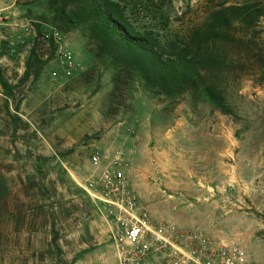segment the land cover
<instances>
[{
  "label": "rangeland",
  "instance_id": "obj_1",
  "mask_svg": "<svg viewBox=\"0 0 264 264\" xmlns=\"http://www.w3.org/2000/svg\"><path fill=\"white\" fill-rule=\"evenodd\" d=\"M117 1L165 43L186 40L223 4H264ZM28 2L0 0V69L12 88L0 83V264H120L107 209L86 189L98 174L91 155L117 150L137 195L140 168L158 188L156 201L138 195L155 220L241 243L250 264H264V58L243 59L221 78L226 115L191 92L167 97L117 67L108 48L93 51L85 26L62 32L43 18L52 17L46 0ZM256 34L264 50V20ZM34 45L45 66L23 83Z\"/></svg>",
  "mask_w": 264,
  "mask_h": 264
},
{
  "label": "trees",
  "instance_id": "obj_2",
  "mask_svg": "<svg viewBox=\"0 0 264 264\" xmlns=\"http://www.w3.org/2000/svg\"><path fill=\"white\" fill-rule=\"evenodd\" d=\"M42 1L29 0L27 5ZM46 1L52 17L43 18L60 31L85 26L92 50L100 53L108 48V55L120 69L142 75L148 85L170 98L191 92L226 115L233 114V109L221 78L243 59L264 58L256 34L264 20L263 3L223 4L212 10L186 40L165 43L154 31L135 26L117 0ZM44 66L34 45L22 82L40 77ZM0 83L11 91L1 69Z\"/></svg>",
  "mask_w": 264,
  "mask_h": 264
},
{
  "label": "built area",
  "instance_id": "obj_3",
  "mask_svg": "<svg viewBox=\"0 0 264 264\" xmlns=\"http://www.w3.org/2000/svg\"><path fill=\"white\" fill-rule=\"evenodd\" d=\"M0 10V22L4 21ZM65 73L71 76L75 60L64 54ZM91 164L98 171L86 186L89 194L107 209V218L115 229L120 264H250V256L241 243L223 242L176 223L155 220L143 207L125 172L124 153L110 157L96 152Z\"/></svg>",
  "mask_w": 264,
  "mask_h": 264
},
{
  "label": "crops",
  "instance_id": "obj_4",
  "mask_svg": "<svg viewBox=\"0 0 264 264\" xmlns=\"http://www.w3.org/2000/svg\"><path fill=\"white\" fill-rule=\"evenodd\" d=\"M136 177L137 183L135 184V189L137 190L138 195L143 199L148 198L149 200L156 201L159 194L158 188L154 185L148 184L146 174L141 170V168L137 170ZM151 206L157 213H162V202H153Z\"/></svg>",
  "mask_w": 264,
  "mask_h": 264
}]
</instances>
